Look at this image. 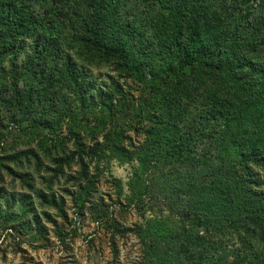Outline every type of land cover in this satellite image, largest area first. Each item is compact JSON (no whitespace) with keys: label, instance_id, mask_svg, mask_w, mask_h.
<instances>
[{"label":"rangeland","instance_id":"rangeland-1","mask_svg":"<svg viewBox=\"0 0 264 264\" xmlns=\"http://www.w3.org/2000/svg\"><path fill=\"white\" fill-rule=\"evenodd\" d=\"M125 1L151 39L170 19L154 0ZM202 1L222 37L250 11L235 38L256 69L165 76L154 57L129 72L85 40L89 0H2L35 23L0 31V264H264V150L235 158L227 128L254 102L243 128L264 132V0ZM233 176L230 220L170 250L164 237L190 235L184 205L206 197L194 185Z\"/></svg>","mask_w":264,"mask_h":264},{"label":"trees","instance_id":"trees-1","mask_svg":"<svg viewBox=\"0 0 264 264\" xmlns=\"http://www.w3.org/2000/svg\"><path fill=\"white\" fill-rule=\"evenodd\" d=\"M154 1L162 9L168 11L170 19L164 24L152 22L154 29L152 39L146 35L140 22L126 14L127 1L125 0H89V12L82 21L81 32L94 50L105 58H115L121 61L123 67L129 72L141 73L147 65L146 62L154 57L161 59L160 68L165 76L182 73L196 63L230 73L233 78L239 75L238 70L247 67L257 68L253 66L255 63L252 59L238 55L240 46L235 38V34L242 26V19L250 11L239 16L234 29L222 37L220 33H214L216 29L213 28V24L217 19L216 11L208 12L206 8H203L202 0L197 3L199 6L192 10L188 8L187 0ZM11 6L10 3L3 4L0 0V31L5 34L11 31L17 36L25 37L29 34L35 20L30 12L20 8L13 9ZM175 49L181 51L177 67L173 66L170 59ZM252 105L254 102L249 106ZM249 106L244 105L238 114L228 119L227 128L233 130L232 132L230 130L228 145L236 151L235 158L256 161L255 157L264 150V132L263 130L258 131V128L249 132L247 127L243 128L249 123L253 124L244 119L245 112L251 108ZM214 172L215 175H220L222 170L218 167ZM235 178L233 176L214 181L216 191H208L200 183L194 185L207 192L204 194L206 197L198 200L196 205L190 206L189 202L184 205V220L191 223L193 234L190 231L191 236L173 233L170 237H164L170 250L176 252L177 255L181 250L192 252L194 239L197 240L195 237L203 239L204 234L211 232L213 221L223 223L230 220L227 216L229 205L238 202V194L235 192V186L232 185L236 181ZM253 179L251 178L250 181ZM177 213L179 215V212ZM257 216L264 220V213ZM192 235L195 236L194 239ZM159 238L156 237L154 242L159 243Z\"/></svg>","mask_w":264,"mask_h":264}]
</instances>
